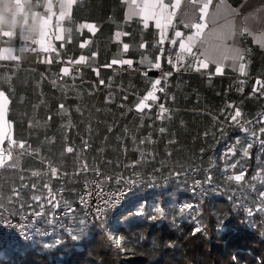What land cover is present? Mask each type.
<instances>
[{"label": "crops", "instance_id": "0c3cea01", "mask_svg": "<svg viewBox=\"0 0 264 264\" xmlns=\"http://www.w3.org/2000/svg\"><path fill=\"white\" fill-rule=\"evenodd\" d=\"M69 2L0 0V91L8 96L0 133L17 142L9 146L6 139L0 141L5 164L0 167V194L6 208L31 211L40 209L39 203L44 204L43 210L52 207L44 184L52 190L53 203L60 197V188L67 191L68 202L74 201L79 181L92 178L97 170L110 174L130 169L141 174L178 173L194 162L217 160L228 152L225 144L233 146L237 139L242 144L250 142L252 132L264 140L259 131L264 127V95L252 92L253 87H260L256 80L264 81V34H258L264 32V0H212L205 18L208 27L202 38L207 45L215 50L216 33L231 32L228 43L245 52L247 75H241L239 61L231 59L223 61L222 74L215 72L214 64L199 72L190 67L174 71L165 57L175 59L180 50L178 44L166 40L160 63L162 71L173 74L164 92H156L159 100L148 101L151 108L142 112L136 105L150 90L149 79L162 76L161 70H148L147 63L159 54L153 48L160 35L155 21L149 19L145 29L139 16L127 19L130 9L124 0H71L70 7L61 9ZM9 5L17 7L16 15L6 12ZM184 10L182 0L172 26L166 28L169 39L174 30L191 34L192 30L180 23ZM85 24L95 27H81ZM34 38L40 51L48 49L51 63L18 62V47ZM142 42H147L145 48L139 47ZM124 44L129 45L126 51ZM80 56L86 60L76 64ZM113 59H131L133 64L107 67ZM74 66L82 70L75 73ZM121 66L127 69L121 72ZM64 67L71 69L69 76L63 75ZM93 69L99 70V76ZM146 70L148 78L142 75ZM160 103L168 109L162 118H158ZM61 104L65 105L63 113ZM236 108L247 133L231 122ZM21 141L24 149L18 147ZM68 147L73 148L72 153L67 152ZM237 149L242 152L240 146ZM14 161L15 167H7ZM51 167L57 169V176L51 175ZM32 172L40 175L32 176ZM13 189L21 191L22 198L14 197ZM31 195L42 199L32 201Z\"/></svg>", "mask_w": 264, "mask_h": 264}, {"label": "trees", "instance_id": "16d2710c", "mask_svg": "<svg viewBox=\"0 0 264 264\" xmlns=\"http://www.w3.org/2000/svg\"><path fill=\"white\" fill-rule=\"evenodd\" d=\"M99 143L104 146L103 140ZM249 151L247 158H242L238 149L234 156L228 154L231 163L243 159L246 197L222 191L224 154L215 161L194 162L178 173L141 174L130 169L112 175L132 176L138 182L150 176L166 177L168 182L129 195L111 224L112 237L121 238V247H116L99 222L77 211L56 224L59 244L38 239L1 246L0 264H264V211L260 210L264 207L260 197L263 186L252 187L253 176L260 165L264 166V150L257 142ZM193 167L200 169L201 176L212 177L203 194L192 190L189 171ZM180 203L192 205L195 216L182 213L177 207ZM153 208L161 209L163 215ZM81 219L85 220L84 229L73 240L69 230L76 235ZM197 227L200 232H196ZM14 245L18 248L10 250Z\"/></svg>", "mask_w": 264, "mask_h": 264}, {"label": "snow or ice", "instance_id": "6c2138e0", "mask_svg": "<svg viewBox=\"0 0 264 264\" xmlns=\"http://www.w3.org/2000/svg\"><path fill=\"white\" fill-rule=\"evenodd\" d=\"M124 3H127L129 5L130 12L127 16V19H131L132 16H139L141 18V21L143 22L144 28H148V21L149 19L155 21V27L156 29L159 30V39L155 42L153 45V48L158 51V55H156L152 60H148L147 63L149 65L148 70H161L162 71V66L160 63L161 57H165V48H164V43L166 40L172 45H177L179 48V52L177 53L175 59L171 55L166 56L167 63L172 66V69L174 71H181L183 68L190 67L193 68V70L199 72L201 69H208L209 64H214L216 65L215 67V72L217 74H222V64L224 60L231 59L234 62L239 61V72L241 75H247L246 72V63L245 61V52L242 51L239 48H234L232 47L228 41L231 39V32H219L216 33V44H215V50L210 48L207 45V40L202 38L204 34V29L208 27V24L205 22V18L209 16L208 9L209 6L212 3V0H184V5H185V10L182 12V18L180 20V23L183 24V27L185 29H191L192 32L190 35L185 36V33L180 31V30H174V36L169 39L166 33V28L169 26H172L173 21L176 18L177 15V10L181 9V3L182 0H169V3H165L164 0H124ZM71 6V0L70 2L65 5H61V9H66ZM233 13H236L237 15L239 14L236 12V10H231ZM199 13L197 16L196 13ZM64 12L62 11V15ZM164 21L162 24L161 21ZM214 22V21H213ZM81 27L88 28L89 30L94 29V25L90 24H85L82 25ZM213 33L216 32L215 29L211 30ZM244 31H247V29H244ZM121 35L120 32L116 33L117 38H119ZM127 35V33H125ZM59 38V37H58ZM83 46V45H82ZM147 46V42H142L139 47L140 48H145ZM129 45L124 44L123 48L126 51L128 49ZM221 50H223L221 52ZM48 49L46 50V52ZM86 60L85 56H80L78 60L75 61L76 64H80ZM146 61V57L142 58L140 63L144 64ZM51 62V61H49ZM126 64L128 66H131L133 64V61L131 59H113L112 64L107 65V67H111L114 64ZM148 70L144 71L142 75L145 78H148ZM62 73L64 76H69L71 73V69L69 67H64L61 69ZM93 71L96 72L97 76H99V70L98 69H93ZM173 74L172 71H167L164 72L162 71V76L161 78L155 79V80H150V90H147L146 95L143 96L142 99L139 100L138 104L136 105L137 111H143L145 108H151V104L147 103L148 101L155 102L159 100V97L156 95V92H164L165 87L167 85V80L168 77H170ZM162 80L164 82V86H161ZM55 83V82H54ZM104 81L100 80V84H103ZM243 83V81H241ZM256 85H259L260 87H253L252 92H261L262 95H264V81L262 80H256ZM240 91H243V89H239ZM127 99V97H125ZM8 103V96L5 95L4 91H0V120H3L4 117V105ZM159 108V113L160 115L158 118H162L163 114L168 111V109L165 107L163 103H160L157 105ZM229 108H232V105H228ZM60 110L61 113L65 111V105L61 104L60 105ZM242 113L241 111L236 108L234 111V114L231 115L230 119L231 122L236 124L237 126L241 127V130L244 132H248V128L244 127L241 124V118ZM49 120L51 117L48 118ZM261 123H264V120H261ZM29 127H32L31 123L29 124ZM165 131L164 128L160 129V132L163 133ZM260 133L264 134V127L260 128ZM7 140L8 145H16L17 142L13 140L11 137H8L6 133H0V141ZM259 143L261 145L262 150H264V140H261L259 136L255 133L252 132L250 142L245 141L244 144L237 139L236 144L229 147L228 152L225 154L226 156L228 154L235 155L237 151V146L241 147L242 150V158H247L250 156V149H252L254 143ZM143 143V141H141ZM18 147L20 149L25 148V143L23 141L19 142ZM67 152L72 153L73 148L68 147ZM12 158V152L9 148L8 150V159ZM239 161L236 163H233L230 165L231 168H236L237 164ZM5 166L4 164V157L3 153L0 152V167ZM16 162L14 161L12 164L7 165V167H15ZM83 170L87 171V165L83 166ZM51 175L53 177L57 176V169L55 167H51L50 169ZM261 174H264V169L261 170V172H258L255 176H253V180L257 179L258 176ZM39 172H32V176H39ZM97 176H100L101 173L97 170L96 172ZM107 179H111V177H108ZM121 179L117 180V183L121 182ZM228 179L230 181H235L237 183L241 182L244 180V171L242 170L240 174L237 175H232L229 176ZM21 180H23V177H21ZM212 177L208 176L207 177V182L211 183ZM127 183H132V181H128ZM199 183V182H198ZM99 187V184L97 185ZM23 187H28L27 185H22ZM36 185L33 184L32 188H35ZM43 187L48 190L49 196L51 199H48V203L52 206L53 209L59 207V202L53 203L55 200V197L52 196V190L49 187L48 184H44ZM102 191V189H101ZM13 196L16 198H22V192L18 191L16 189H13ZM99 194V193H98ZM26 195V194H23ZM87 195H91L89 192ZM124 196V191L118 190L116 192H113L107 196V198L102 197V205L103 206H98L95 209V217L98 220L103 221V216L106 208L114 207L120 199H122ZM261 197V202L264 204V192L260 193ZM30 199L35 202H40L42 197L40 195H31ZM3 201V196L0 194V209L4 208V203ZM8 203L12 204L13 200L12 198L8 199ZM82 203L87 204V200L82 197ZM21 207H24V204L21 203ZM39 207L41 211H33L32 215L34 217H42L45 215L43 209H44V204L39 203ZM192 208V205L188 204L185 205L183 208H181V212H185L188 209ZM261 211H264V207L260 209ZM69 211H72L71 208H69ZM160 215H163V211L159 208L156 209ZM249 215L252 214L251 209L248 210ZM2 215V214H0ZM48 224H53L54 220L52 218H48L46 220ZM80 225H85V220L81 219L80 220ZM201 229L199 227L196 228V232H200ZM69 234L71 235V238L73 240H76L78 238L77 235H73L71 230H69ZM113 241V243L116 245V247H121V238H113L109 237Z\"/></svg>", "mask_w": 264, "mask_h": 264}, {"label": "built area", "instance_id": "2783aa9c", "mask_svg": "<svg viewBox=\"0 0 264 264\" xmlns=\"http://www.w3.org/2000/svg\"><path fill=\"white\" fill-rule=\"evenodd\" d=\"M8 14L16 15L18 13L17 7L14 5H9L6 9ZM47 12V11H44ZM259 35H263V31L258 32ZM37 39L34 38L31 42L22 44L18 47V62L20 64H42L47 65L51 62V58L48 53L42 52L38 49ZM165 48V44H164ZM121 72L127 69V66H121ZM82 70L81 66H74L73 71L80 72ZM229 145L225 146V149H229ZM101 173L100 176H93L90 179L83 180L80 183L79 189L76 193V198L74 202H68L66 198L67 191L64 188L57 190L59 207L53 209L50 207L42 217H34L32 215L33 210L30 212L24 211L22 209L10 210L4 206L0 209V247L8 244L16 243H27L38 239H52L54 244H59L60 238L57 235L56 224L62 221L67 216L73 215L75 212L79 211L82 216L90 221L99 222L105 231V233L112 237V222L118 217L125 205L126 200L129 195H131L136 190H146L149 186L159 187L168 182L166 177H153L150 176L144 181H136L132 176L129 177H117L115 178L112 174ZM189 175L192 179V190L197 194L204 193V186L211 183L207 182V176L200 175V169L193 167L189 171ZM111 177V179H107ZM121 179L120 183H117L118 179ZM132 181V183H127ZM199 182V183H198ZM99 184V187L97 186ZM102 189V191H101ZM118 190L124 191V196L119 202L110 208H106L103 216V221L96 219L95 209L102 205V197L107 198V196ZM91 195H87L88 193ZM99 193V194H98ZM82 197L87 200V204L82 203ZM185 204H178V209L181 210ZM71 208L72 211H69ZM153 212H157L156 208L152 209ZM187 212L195 216V210L190 208ZM158 213V212H157ZM52 218L54 220L53 224H48L46 220Z\"/></svg>", "mask_w": 264, "mask_h": 264}, {"label": "rangeland", "instance_id": "374dc122", "mask_svg": "<svg viewBox=\"0 0 264 264\" xmlns=\"http://www.w3.org/2000/svg\"><path fill=\"white\" fill-rule=\"evenodd\" d=\"M225 154L223 157V161L225 162V164L222 167V173H223L222 191L229 192L230 194L237 195V196L238 195L245 196V197L248 196L247 186L244 181L237 183L235 181H230L228 179L229 176L240 174V172L244 170L245 165L243 163V159H239V158L236 159L233 163H236L237 161H239V163L237 164V167L231 168L230 165L233 163H231V161L229 160L228 155L226 156ZM237 169L239 170V172L236 173L235 170ZM262 169H264V166L260 165L257 170V173L261 172ZM252 182H253L252 187L257 186V185L263 186L261 192H264V174H261L260 176L257 177V179L253 180ZM83 229H84L83 225H80L75 232L76 235H79L83 231ZM9 248L10 250L15 249V248H18V245L10 246Z\"/></svg>", "mask_w": 264, "mask_h": 264}]
</instances>
